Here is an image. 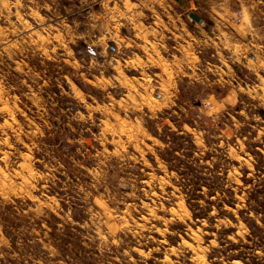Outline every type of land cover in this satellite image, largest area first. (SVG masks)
<instances>
[{"label":"rangeland","instance_id":"1","mask_svg":"<svg viewBox=\"0 0 264 264\" xmlns=\"http://www.w3.org/2000/svg\"><path fill=\"white\" fill-rule=\"evenodd\" d=\"M253 222L264 0H0V264H264Z\"/></svg>","mask_w":264,"mask_h":264},{"label":"trees","instance_id":"2","mask_svg":"<svg viewBox=\"0 0 264 264\" xmlns=\"http://www.w3.org/2000/svg\"><path fill=\"white\" fill-rule=\"evenodd\" d=\"M167 161H169L167 158H166ZM217 179V177H214ZM250 226V229H251V234H252V237H255L257 236L258 234L262 233L264 234V228L260 227L259 225H257L256 223H251V224H248ZM249 237V236H248Z\"/></svg>","mask_w":264,"mask_h":264},{"label":"water","instance_id":"3","mask_svg":"<svg viewBox=\"0 0 264 264\" xmlns=\"http://www.w3.org/2000/svg\"><path fill=\"white\" fill-rule=\"evenodd\" d=\"M190 16H191L193 19H195L196 21H198V22L201 21V18H200L198 15H196L195 13H191Z\"/></svg>","mask_w":264,"mask_h":264},{"label":"built area","instance_id":"4","mask_svg":"<svg viewBox=\"0 0 264 264\" xmlns=\"http://www.w3.org/2000/svg\"><path fill=\"white\" fill-rule=\"evenodd\" d=\"M241 16H242V13L238 12L237 13V19L240 20Z\"/></svg>","mask_w":264,"mask_h":264},{"label":"bare ground","instance_id":"5","mask_svg":"<svg viewBox=\"0 0 264 264\" xmlns=\"http://www.w3.org/2000/svg\"><path fill=\"white\" fill-rule=\"evenodd\" d=\"M127 66V65H126ZM129 66H131V65H129ZM135 67V66H134ZM128 87V86H127Z\"/></svg>","mask_w":264,"mask_h":264}]
</instances>
